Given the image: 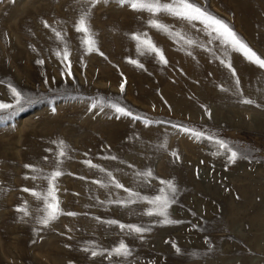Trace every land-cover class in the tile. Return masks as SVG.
I'll return each instance as SVG.
<instances>
[{
    "label": "rangeland",
    "instance_id": "rangeland-1",
    "mask_svg": "<svg viewBox=\"0 0 264 264\" xmlns=\"http://www.w3.org/2000/svg\"><path fill=\"white\" fill-rule=\"evenodd\" d=\"M197 2L232 25L264 58V0ZM85 6L90 5L84 0H0V81H4L0 100L11 102L9 82L33 98L11 118L0 119V264H117V259L93 258L82 249L85 241L112 247L120 239L131 246L133 255L119 264H264V69L231 54L243 98L260 106L241 103L231 72L219 60L148 27L147 12L116 0H101L92 7L90 24L99 51L86 53L80 44L83 34L73 27ZM160 19L207 41L185 21L167 15ZM45 20L63 30L72 77L55 55L63 44L51 28L44 27ZM137 31L149 34L163 50L167 65L154 54H137L129 37ZM130 58L144 67L130 63ZM97 98L119 102L135 115L161 123L145 127L142 121L107 107L103 112L89 111ZM173 124L222 138L245 150L248 159L229 163L226 156L213 155V143L197 141ZM61 139L69 147L61 165L65 174L56 181L57 195L65 212L79 215H62L43 228L31 216L22 219L16 209L27 201L32 212L41 203L21 189L40 190L47 182L32 180L35 173L25 165L40 167L44 173L53 170L57 152L53 141ZM165 139L167 147H159ZM85 160L112 171L125 187L146 195L161 186L159 180H152L149 188L135 172L151 169L155 177L174 179L179 193L170 211L180 223L162 225L159 218L142 215L146 204L130 209L108 204L127 193L93 183L105 179V173L86 166ZM107 219L152 230L140 240L103 224Z\"/></svg>",
    "mask_w": 264,
    "mask_h": 264
},
{
    "label": "snow or ice",
    "instance_id": "snow-or-ice-1",
    "mask_svg": "<svg viewBox=\"0 0 264 264\" xmlns=\"http://www.w3.org/2000/svg\"><path fill=\"white\" fill-rule=\"evenodd\" d=\"M101 0H84L85 6L80 10L79 16L74 22V29L77 33L83 34L80 38L81 47L84 48L86 53H91L93 51H99L97 47L98 41L96 40V33L92 30L90 24V18L92 14V7H95ZM104 3H108L109 0H103ZM121 6L128 5L132 10L137 12H147L149 18L145 23L148 27L155 29L157 31L163 32L170 39L174 40L178 44L187 45L189 48L198 47L210 53L213 57L220 61V63L226 67L234 78L235 94L241 96V103L248 105H256V101L251 98H243L242 91L240 89V80L236 74V70L232 66L231 54L233 52L240 54L246 61L264 69V58H262L252 47L241 37L237 32H235L232 25L224 21L222 18L218 17L210 11L206 6H201L197 0H116ZM161 15H167L179 20L185 21L193 29L198 32H202L206 37L207 41H200L191 35L189 32L183 29H174V26L165 24L161 19ZM45 28H51L56 40L63 44L62 50H56L55 55L64 64V67L68 70L67 76L72 77L71 72V61L69 60L70 48L67 41L65 40V35L62 29H58L49 25L45 20L42 21ZM62 23V22H61ZM197 23L202 27L196 28ZM131 40L135 41L136 52L139 56H144L146 54H154L155 58L159 63L167 65L168 61L164 56L163 50L158 47L153 39L149 36L147 32L137 31L129 34ZM209 45H215V47H209ZM35 51V49H33ZM181 51H185L182 46ZM219 52V55H217ZM103 55V53H100ZM188 55H192L191 51H187ZM38 64H43V60H37ZM64 62H67L66 64ZM129 62L138 66L144 67V65L137 59H129ZM62 77H65V73L62 71ZM4 83V81H0ZM45 83H48L45 79ZM9 96L11 102H4L0 100V113L5 115H0V119L11 118L16 111L22 110L26 104L33 103V98L30 95H26L22 89L12 83L7 84ZM124 85L121 84V91L123 92ZM222 91H229V89L221 88ZM260 106V105H256ZM110 108L114 110L121 116L132 117L135 120H140L148 127L153 123H161V121H152L147 118L135 115L130 109L122 106L119 102H104L100 99H94L91 101L88 110L99 109L101 112L105 108ZM203 107V106H202ZM56 108H52V112L55 113ZM207 112V109H206ZM210 115V113H208ZM173 128H177L179 131L189 134L192 138L197 141L208 140L216 146V152L213 155L226 156L229 163H236L239 159H248L245 150L237 149L234 145H229V143L213 134H206L205 132L188 128L184 125L173 124ZM57 145L56 159L53 162V170L44 173V170L35 165H25V168L30 169L35 175L31 176L32 180L43 179L47 182L46 187L37 190V188L29 189L27 187L21 189L23 192L30 193L38 202H41L37 207L30 212L27 201L23 205L17 207V211L22 213V219L24 217L31 216L35 223L42 226L43 228L49 227L53 222L57 221L62 215H67L70 217H75L79 215L73 211H67L61 207V201L57 195L58 186L57 178L65 174L61 170V165L63 163V158L67 156L68 145L64 140L53 141ZM161 148L167 147V139L159 145ZM51 151V149H49ZM87 155V154H85ZM172 156L179 159L178 153L173 152ZM104 159L116 160L115 156H106ZM45 160L48 157L44 158ZM83 163L93 169H98L100 172L105 173V179L95 180L93 183L99 184L103 188H109L110 186L116 189H123L127 193L126 197H117L116 199L108 200V204H114L119 207L131 208L132 205L146 204L148 207L142 210L141 214L148 217L159 218L158 222L162 225H174L179 224L178 219L172 218V213L170 209L177 203V197L179 193V187L174 181V179H160L154 176L151 169L140 170L134 173L142 185H146L151 188V181L154 179L159 180L160 187L154 189L152 195L142 194L140 190H136L130 187H125L114 175L112 171H108L100 165L93 164L90 160H85ZM129 167H132L129 165ZM83 179V177H81ZM25 179H29L25 176ZM100 203H105V201H100ZM98 221L99 217H96ZM103 224L108 226H116L121 233H126L128 236L135 237L137 239L143 240L146 233L151 232V227L136 223H122L118 219H107L102 221ZM71 231V229H69ZM85 247L82 249L84 252L89 253L91 257H104L108 260L117 259V264L121 260H127L132 257L131 246L126 243L124 239H120L114 243L112 247H104L95 242L94 240L85 241ZM172 247L176 252H180L181 249L175 244Z\"/></svg>",
    "mask_w": 264,
    "mask_h": 264
}]
</instances>
